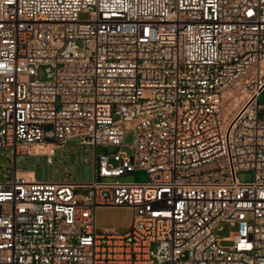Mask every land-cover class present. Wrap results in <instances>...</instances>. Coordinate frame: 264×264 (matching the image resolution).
Wrapping results in <instances>:
<instances>
[{"label": "built area", "instance_id": "1", "mask_svg": "<svg viewBox=\"0 0 264 264\" xmlns=\"http://www.w3.org/2000/svg\"><path fill=\"white\" fill-rule=\"evenodd\" d=\"M262 90L264 0H0V148L94 150L87 182L0 181V264H264Z\"/></svg>", "mask_w": 264, "mask_h": 264}, {"label": "rangeland", "instance_id": "2", "mask_svg": "<svg viewBox=\"0 0 264 264\" xmlns=\"http://www.w3.org/2000/svg\"><path fill=\"white\" fill-rule=\"evenodd\" d=\"M37 77L45 79L44 66L40 65L37 69ZM259 100L264 101V90L259 93ZM133 138V131L127 127L124 130L123 144L116 147L111 144L99 145L96 148L98 154L113 153L119 148L128 158H131L132 148L130 146ZM93 147L79 145L76 140H70L63 148L55 149L52 163L47 165L45 157L17 156L16 163L13 162V155L7 148H0V181H5L12 176L15 168L18 172H25L30 169L34 171L37 179L54 177H66L75 182H87L92 176L91 158ZM24 163V164H23ZM109 164L115 165L116 162L110 157ZM236 177L240 181L252 180L251 170L238 171ZM111 180L121 182H144L147 180V173L144 169H135L131 174L112 177ZM132 216V209L124 205L98 206L94 212L95 227L97 230L111 229L118 233L127 230ZM222 228L216 231L218 237L227 236L230 231L235 230V226H228L222 223ZM225 243V242H223Z\"/></svg>", "mask_w": 264, "mask_h": 264}, {"label": "bare ground", "instance_id": "3", "mask_svg": "<svg viewBox=\"0 0 264 264\" xmlns=\"http://www.w3.org/2000/svg\"><path fill=\"white\" fill-rule=\"evenodd\" d=\"M239 98L236 97L234 102H235V105L237 104ZM18 174H24V175H27V176H32V171L31 170H28V171H25V172H18Z\"/></svg>", "mask_w": 264, "mask_h": 264}]
</instances>
